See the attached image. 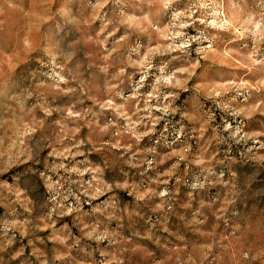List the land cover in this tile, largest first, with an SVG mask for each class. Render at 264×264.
<instances>
[{
  "label": "rangeland",
  "instance_id": "obj_1",
  "mask_svg": "<svg viewBox=\"0 0 264 264\" xmlns=\"http://www.w3.org/2000/svg\"><path fill=\"white\" fill-rule=\"evenodd\" d=\"M0 264H264V0H0Z\"/></svg>",
  "mask_w": 264,
  "mask_h": 264
},
{
  "label": "bare ground",
  "instance_id": "obj_2",
  "mask_svg": "<svg viewBox=\"0 0 264 264\" xmlns=\"http://www.w3.org/2000/svg\"><path fill=\"white\" fill-rule=\"evenodd\" d=\"M215 21V20H214Z\"/></svg>",
  "mask_w": 264,
  "mask_h": 264
}]
</instances>
